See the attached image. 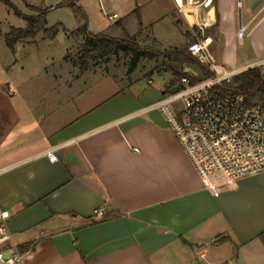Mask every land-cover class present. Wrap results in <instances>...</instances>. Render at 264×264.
I'll list each match as a JSON object with an SVG mask.
<instances>
[{"label":"crops","instance_id":"0c3cea01","mask_svg":"<svg viewBox=\"0 0 264 264\" xmlns=\"http://www.w3.org/2000/svg\"><path fill=\"white\" fill-rule=\"evenodd\" d=\"M76 2L92 34L127 33L168 50L211 38L212 60L226 67L248 26L259 52L246 66L264 59V0ZM99 13L118 21L97 33ZM58 25L64 51L42 64L37 57L32 70L27 49L46 39L43 31L14 53L7 46V65L3 45L0 53V209L10 212L14 242L32 244L17 264H264V172L212 191L156 107L177 85L173 72L102 98L96 74L69 73L70 35L81 25ZM171 65L201 79L197 65ZM6 67L21 72L8 85ZM39 78L50 85L37 89ZM24 90L42 97L24 105Z\"/></svg>","mask_w":264,"mask_h":264},{"label":"built area","instance_id":"2783aa9c","mask_svg":"<svg viewBox=\"0 0 264 264\" xmlns=\"http://www.w3.org/2000/svg\"><path fill=\"white\" fill-rule=\"evenodd\" d=\"M247 32L248 26L242 25L238 37L242 40ZM211 45L212 39L206 38L191 44L189 50L214 76L198 83L182 78L178 92H168L156 107L200 177L218 192L264 172V106L248 103L242 94L218 89L243 71L213 61ZM255 67L264 68V59L251 68ZM49 157L57 159L53 153ZM94 215L107 217L104 209H97ZM10 216L9 211L0 209V264H17L24 257L13 240Z\"/></svg>","mask_w":264,"mask_h":264},{"label":"rangeland","instance_id":"374dc122","mask_svg":"<svg viewBox=\"0 0 264 264\" xmlns=\"http://www.w3.org/2000/svg\"><path fill=\"white\" fill-rule=\"evenodd\" d=\"M10 1L14 7L0 0V33L2 34L5 32L8 33L12 27L26 28L28 26V21L24 17L16 13V8H18L25 15H37L39 12L31 9L30 4H34L38 6V8H40L41 10L48 9L47 27L52 28L54 26H57L59 28V32L55 38L51 39L45 34L46 39L42 40V38L39 36L38 44L33 46V48L27 49V51H30L33 53L31 57H29L28 55L27 57H25V58H32V59H27L26 61L34 59L33 63L31 64V67L28 68L29 70H32V68H36L35 62L37 61L36 59L37 57L40 58L41 64H42L44 62L43 60H45L47 57H52V56L55 57L60 52L64 51L65 46H66V31L64 30V28L58 25L60 22H62L63 27L70 28V30H75L76 26L81 25L79 19L76 17L74 13V10L70 6L65 5L66 0H10ZM52 6H55V9H53ZM245 20L246 19H244V22ZM117 21L118 20L110 19L108 15L99 13L98 18H96V21H95L97 22V25L99 27L92 26V28L95 32L98 33V32H101L102 30H106L110 23H113L115 25ZM249 34H250V31H248L245 37L242 39L244 41L243 43L240 42L241 41L240 38H237L236 45L232 44L235 50L230 52L228 56H224L225 63L230 62V63H233L234 65L233 67H227V68L231 70H234L235 68H241L239 69V71H245L246 69L251 68V65L249 66H246V65L249 62H251L253 59H255L256 55L259 52V49L253 43L252 37H250ZM109 35L111 37H115V35L112 33H109L108 36ZM70 37L72 40H71V48L69 52V57H70V63L73 65L74 61L78 60V57L83 49L84 38L77 32H72ZM123 37L124 36L121 34L120 37L118 36L117 38H123ZM0 42H1L0 43V53L2 54V45H3L6 51V54H5L6 62L5 63L7 65L10 61V57L12 56H10L9 54L10 50L7 48L6 42H3L1 40ZM192 43H193V40H190V42H188L186 46ZM140 46L142 47V49L149 50L156 54H159L160 52L168 50V48H164L162 45L154 43L152 39L141 42ZM225 46H227V44ZM88 65H89L88 69L86 71H82L80 66L79 65L75 66V63H74L75 69L73 70L72 66L70 65L69 73L70 74H81V75L85 73H89L90 75L96 74L97 76L95 77L94 83L96 86H98L97 84L99 83L102 98L108 96L109 94L116 92L123 85L127 84L130 81H135L136 79H144V78L148 79V78H151L152 75L163 74L167 72L165 71L167 69V64L165 62V59L160 56L158 58H155L154 60L143 58L139 62L137 68L135 70H132L131 69L132 56L122 51L119 53L109 54L105 56L104 58L89 59ZM171 67L173 66L171 65ZM200 68H201L200 78L201 80H204L205 71L203 67H200ZM19 69L17 70L15 69L11 72L9 71L8 67L4 69L3 77H5L6 85H8L15 76L21 73L19 72ZM261 69L264 72V68H261ZM58 70L59 68H54L52 71H49V73L56 74ZM187 73L191 74L190 72H187ZM173 76H174L176 83H179L180 78H178L175 75ZM50 83H51L50 81H43L42 78H39L37 79L36 86H37V89L41 90L44 88V86L50 85ZM25 92L26 90H24V93H23L24 95H22V104L24 105L29 104L28 103L29 100L31 102L33 101L32 105H34V100L42 97V96H38L39 93L41 92L35 90V92H33L34 97L32 96L33 98L31 97L29 99V97H26L27 95H25ZM177 106H181V105H177ZM173 134L175 135L174 132Z\"/></svg>","mask_w":264,"mask_h":264},{"label":"trees","instance_id":"16d2710c","mask_svg":"<svg viewBox=\"0 0 264 264\" xmlns=\"http://www.w3.org/2000/svg\"><path fill=\"white\" fill-rule=\"evenodd\" d=\"M14 7L10 0H2ZM65 5L70 6L83 24L77 30V33L84 36V46L78 57L77 61H74L75 65H79L82 71L88 69L89 59L104 58L105 56L113 53L124 52L132 56V70H135L139 62L143 58H148L149 60H154L155 58L163 57L167 64V72H173L175 76L180 78L187 77L192 83H198L202 80L198 77L185 72H177L172 67L171 64H192L199 65L203 67L205 71V79L212 78L214 73H212L208 67L202 64L189 50V45L182 48H173L167 51L160 52L156 54L149 50L142 49L140 43L125 33L123 38L111 37L104 33L92 34L88 31V21L87 16L78 6L76 0H66ZM31 9L39 12L37 15H25L18 8H16V13L24 17L28 21V26L26 28H16L12 27L8 33L2 34L5 39L7 46L11 51L15 52L16 44L25 39H34L40 32H44L49 38L53 39L59 32V28L54 26L48 28L47 24V10H41L38 7L31 6ZM67 58H70L69 55ZM176 83V81H174ZM218 89L222 92H235L245 96L248 103L260 102L264 106V72L261 68H249L235 76L232 83L223 84L219 86ZM21 252H26L31 250L32 244L25 243L18 245Z\"/></svg>","mask_w":264,"mask_h":264},{"label":"water","instance_id":"95a60500","mask_svg":"<svg viewBox=\"0 0 264 264\" xmlns=\"http://www.w3.org/2000/svg\"><path fill=\"white\" fill-rule=\"evenodd\" d=\"M178 90H179V88H178V85L177 86H175L173 89H172V93H176V92H178Z\"/></svg>","mask_w":264,"mask_h":264}]
</instances>
